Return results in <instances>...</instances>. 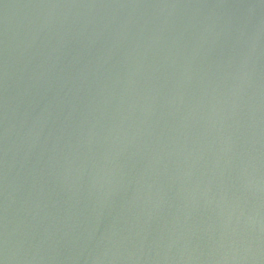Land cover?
<instances>
[{"label":"water","instance_id":"obj_1","mask_svg":"<svg viewBox=\"0 0 264 264\" xmlns=\"http://www.w3.org/2000/svg\"><path fill=\"white\" fill-rule=\"evenodd\" d=\"M0 264H264V0H0Z\"/></svg>","mask_w":264,"mask_h":264}]
</instances>
